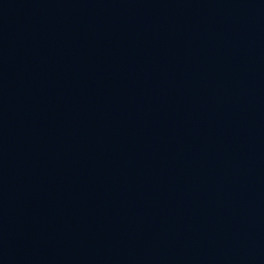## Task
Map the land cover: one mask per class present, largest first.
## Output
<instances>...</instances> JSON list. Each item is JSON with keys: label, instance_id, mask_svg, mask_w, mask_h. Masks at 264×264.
Returning <instances> with one entry per match:
<instances>
[{"label": "water", "instance_id": "1", "mask_svg": "<svg viewBox=\"0 0 264 264\" xmlns=\"http://www.w3.org/2000/svg\"><path fill=\"white\" fill-rule=\"evenodd\" d=\"M0 264H264V0H0Z\"/></svg>", "mask_w": 264, "mask_h": 264}]
</instances>
